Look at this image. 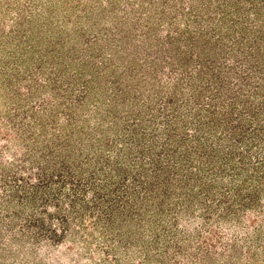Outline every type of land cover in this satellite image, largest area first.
Masks as SVG:
<instances>
[{"label":"rangeland","instance_id":"374dc122","mask_svg":"<svg viewBox=\"0 0 264 264\" xmlns=\"http://www.w3.org/2000/svg\"><path fill=\"white\" fill-rule=\"evenodd\" d=\"M0 264H264V0H0Z\"/></svg>","mask_w":264,"mask_h":264}]
</instances>
